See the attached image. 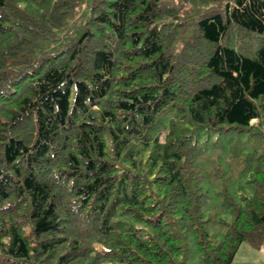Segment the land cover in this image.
Returning <instances> with one entry per match:
<instances>
[{
	"label": "trees",
	"instance_id": "obj_1",
	"mask_svg": "<svg viewBox=\"0 0 264 264\" xmlns=\"http://www.w3.org/2000/svg\"><path fill=\"white\" fill-rule=\"evenodd\" d=\"M168 1L0 0V264L263 247L264 146L241 147L264 141V0H182L203 12L179 51ZM203 140L234 146L252 191L211 190L229 168L206 173Z\"/></svg>",
	"mask_w": 264,
	"mask_h": 264
},
{
	"label": "rangeland",
	"instance_id": "obj_2",
	"mask_svg": "<svg viewBox=\"0 0 264 264\" xmlns=\"http://www.w3.org/2000/svg\"><path fill=\"white\" fill-rule=\"evenodd\" d=\"M226 1L227 0H223L222 4H224ZM168 2H169L168 3L169 6L173 5L175 6V8H177V19L175 18L173 21L175 22L182 21L183 23L178 28V29H182V31L178 33V38L174 46V51H179L182 48L185 40H187L188 37L190 36L193 30V25L197 20L198 15L203 12V9H197V8L190 9V5L188 3L182 2V0H169ZM220 4L221 2L218 5ZM253 122L254 121H252L251 123ZM212 142H213L212 140H210L209 142H205V140L202 141L203 146H207L208 150L206 155L201 157L200 162L208 163L211 165V168L209 167L205 170L206 173L210 177L215 178L214 174L219 172L216 165H218L221 169L223 168L224 169L223 172H228V168H229V173L227 176L212 182L213 188L211 190L214 192L220 191L223 184L228 183V188L232 194L236 195L242 192L248 193L252 191L251 189L252 184H248V182L252 177L251 173L253 171L249 172L244 167V170L241 172L242 162L238 158V156L232 154V151H234L233 150L234 146L232 144L224 145L223 148H217V150H215L214 146L211 144ZM255 146L258 147L259 150H262L264 146V141L256 137H253L250 140H245L242 143V147H241L242 154H245L246 152H248V150L254 148ZM219 155H220V159L217 160ZM226 164L228 168L225 166ZM219 200H221L220 197ZM211 229H212L211 234L214 235V233H216L217 239H221L223 237L225 232V227L215 224L211 227ZM259 251L260 252L254 251V249L249 247L247 244H242L238 250V253L236 254L233 264H262L264 261V245ZM253 259H258L260 262L254 261Z\"/></svg>",
	"mask_w": 264,
	"mask_h": 264
},
{
	"label": "crops",
	"instance_id": "obj_3",
	"mask_svg": "<svg viewBox=\"0 0 264 264\" xmlns=\"http://www.w3.org/2000/svg\"><path fill=\"white\" fill-rule=\"evenodd\" d=\"M243 247V246H242ZM250 247V246H249ZM243 249H246V248H243ZM254 251H258V252H260L259 250H254ZM254 261H257V262H260L258 259H253ZM249 261V260H248ZM262 264H264V261H263V263Z\"/></svg>",
	"mask_w": 264,
	"mask_h": 264
}]
</instances>
